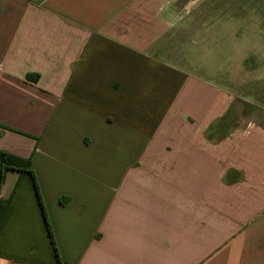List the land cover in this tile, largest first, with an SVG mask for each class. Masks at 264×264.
<instances>
[{
	"label": "crops",
	"instance_id": "0c3cea01",
	"mask_svg": "<svg viewBox=\"0 0 264 264\" xmlns=\"http://www.w3.org/2000/svg\"><path fill=\"white\" fill-rule=\"evenodd\" d=\"M221 3L264 11L0 0V151L30 161L59 256L30 176L9 171L0 264H264V126L228 130L232 96L179 63L201 39L187 15Z\"/></svg>",
	"mask_w": 264,
	"mask_h": 264
},
{
	"label": "rangeland",
	"instance_id": "374dc122",
	"mask_svg": "<svg viewBox=\"0 0 264 264\" xmlns=\"http://www.w3.org/2000/svg\"><path fill=\"white\" fill-rule=\"evenodd\" d=\"M235 4L200 8L195 17L190 11L192 15L189 13L187 20L191 18L195 23L185 20V31L196 32L198 26L201 39L193 44L186 38L179 57L186 72L232 96L224 124L228 130L244 127L248 122L264 126V72L257 71L264 64V40L258 39L264 36V11ZM240 18L248 23L242 24ZM210 28L216 33L208 39Z\"/></svg>",
	"mask_w": 264,
	"mask_h": 264
},
{
	"label": "trees",
	"instance_id": "16d2710c",
	"mask_svg": "<svg viewBox=\"0 0 264 264\" xmlns=\"http://www.w3.org/2000/svg\"><path fill=\"white\" fill-rule=\"evenodd\" d=\"M222 125H223V122H219V124L216 126V128L221 130L222 129L221 128ZM9 171L18 172L19 179H21L24 175H29L30 176V178L32 180V183H33V186H34V189H35L36 197H37V200H38V203L40 205V209H41V212H42V215H43V218H44V222H45V225H46V229H47V233H48V236H49L50 244L52 246L54 255L56 257V260L59 262V256H58L57 249L55 247V242H54V239H53L52 230H51V228L49 226V223L47 221V218H46V214H45V211H44V208H43V204H42V201H41V198H40L38 186H37L34 174H33L32 169H31L30 161L27 160V159H22V158H19L17 156L10 155V154H8L6 152L0 151V185L4 181L5 174L7 172H9ZM8 202H9L8 200H6V201H1L0 200V218L2 217V215L4 213V211H5V209H6L7 205H8Z\"/></svg>",
	"mask_w": 264,
	"mask_h": 264
}]
</instances>
